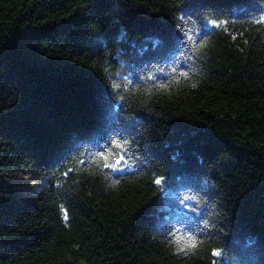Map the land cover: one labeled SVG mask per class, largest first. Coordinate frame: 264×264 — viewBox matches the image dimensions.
Wrapping results in <instances>:
<instances>
[{
	"label": "trees",
	"instance_id": "obj_1",
	"mask_svg": "<svg viewBox=\"0 0 264 264\" xmlns=\"http://www.w3.org/2000/svg\"><path fill=\"white\" fill-rule=\"evenodd\" d=\"M24 175L0 264H264V0H0Z\"/></svg>",
	"mask_w": 264,
	"mask_h": 264
},
{
	"label": "rangeland",
	"instance_id": "obj_2",
	"mask_svg": "<svg viewBox=\"0 0 264 264\" xmlns=\"http://www.w3.org/2000/svg\"><path fill=\"white\" fill-rule=\"evenodd\" d=\"M0 186L20 196L33 195L40 190L31 175L1 177ZM163 203H167V198L163 199Z\"/></svg>",
	"mask_w": 264,
	"mask_h": 264
},
{
	"label": "snow or ice",
	"instance_id": "obj_3",
	"mask_svg": "<svg viewBox=\"0 0 264 264\" xmlns=\"http://www.w3.org/2000/svg\"><path fill=\"white\" fill-rule=\"evenodd\" d=\"M212 23L215 25V22H212ZM123 162H124V156L120 155L117 158H115L112 162H106L104 166L107 167V168H111L113 170H121L120 169V165ZM162 179L163 178H157L155 180V183L158 184V185L161 184L162 183ZM65 218H67V217H65ZM190 246H194V245H190ZM213 254L214 255H218L219 253L214 251Z\"/></svg>",
	"mask_w": 264,
	"mask_h": 264
}]
</instances>
